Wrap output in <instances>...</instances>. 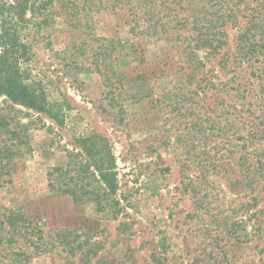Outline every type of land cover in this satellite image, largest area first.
<instances>
[{"label":"rangeland","instance_id":"rangeland-1","mask_svg":"<svg viewBox=\"0 0 264 264\" xmlns=\"http://www.w3.org/2000/svg\"><path fill=\"white\" fill-rule=\"evenodd\" d=\"M154 2L148 25L179 23L139 35L127 0H53L32 66L63 123L0 97V264H264V0ZM222 31L220 70L193 45ZM86 137L113 158L116 214L48 186L75 183Z\"/></svg>","mask_w":264,"mask_h":264},{"label":"trees","instance_id":"trees-1","mask_svg":"<svg viewBox=\"0 0 264 264\" xmlns=\"http://www.w3.org/2000/svg\"><path fill=\"white\" fill-rule=\"evenodd\" d=\"M127 1L133 10L132 15L135 23H133L131 31L135 34L148 35V30H152L154 34H159L160 31L165 33V27L170 26L171 23H179L176 19L160 23V18H158L154 20L153 24L148 25L157 10L154 0ZM52 3L53 0H0V97H4L7 102L13 105L44 114L58 124H62L64 118L62 104L48 99L46 84L39 72H33L35 68L32 66L33 48L37 42L38 32L48 25L55 13L51 9ZM136 18H141L142 22L147 25L141 28V24L137 22ZM220 19L224 25L229 16L223 14ZM170 28H176V26L173 25ZM207 35L204 38L199 36L193 48L204 49L207 57L218 56L216 64L217 68L221 70L229 62V55L224 51L227 35L223 31L211 37L210 34ZM185 59L198 62L200 68L203 64L197 60L193 51H189ZM198 66H196V70ZM196 70L191 69L190 77L193 78L198 73ZM251 75L256 77V72L253 71ZM206 118L208 121L209 117L206 116ZM104 142L105 140L101 138L86 137L81 139L80 143L87 160L82 164L75 183L69 184L73 178L65 179L64 173L59 168H54L52 171L55 173V177L52 178L48 186L57 195H68L75 203L91 202L103 211L112 201L116 210L114 214H116L120 210L116 208L119 202L114 198L118 190L117 175L113 158ZM257 163L264 169V163L261 160ZM83 172V175L80 174ZM251 178H249V187L253 188ZM92 183L98 184L97 190L91 189ZM255 184L254 188L259 187V191L264 194V175L260 176ZM253 200L255 201L256 198ZM19 214L20 216L14 214V217L10 214L8 223L13 232H19L24 239L29 240L34 234V228L31 227V223L23 213ZM114 214L112 213V217Z\"/></svg>","mask_w":264,"mask_h":264}]
</instances>
